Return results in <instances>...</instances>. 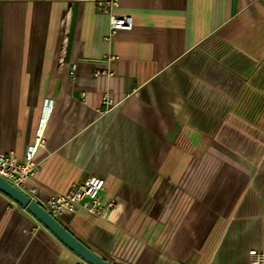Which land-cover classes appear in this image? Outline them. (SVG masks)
Segmentation results:
<instances>
[{
	"label": "crops",
	"instance_id": "crops-1",
	"mask_svg": "<svg viewBox=\"0 0 264 264\" xmlns=\"http://www.w3.org/2000/svg\"><path fill=\"white\" fill-rule=\"evenodd\" d=\"M117 1L133 27L108 39L93 1L0 0V152L23 159L46 118L27 192L45 206L104 179L111 214L60 222L112 264H249L264 251V0ZM0 264L85 262L1 195Z\"/></svg>",
	"mask_w": 264,
	"mask_h": 264
},
{
	"label": "built area",
	"instance_id": "built-area-1",
	"mask_svg": "<svg viewBox=\"0 0 264 264\" xmlns=\"http://www.w3.org/2000/svg\"><path fill=\"white\" fill-rule=\"evenodd\" d=\"M88 1L95 2L98 9L102 13L108 15L110 19V32L108 39L113 38L122 30L132 29V18L130 16L119 15L116 13L117 8L119 7L117 0ZM96 75L103 76L111 74L99 70ZM105 104L110 108L113 106V101L107 98ZM46 123L47 119L42 118L37 129L36 139L34 143L27 148L23 159L20 160L14 151L0 152V177L32 198L33 196L27 192V181L34 177L40 169V162L37 158V153L40 148L45 147L44 126H46ZM104 190L105 180L96 176H91L84 183L75 184L69 192L52 196L45 206H43L52 216L58 219V221L65 213L77 214L80 210H84L87 213L98 217H104L111 214L117 206L116 198H105L103 196ZM1 195L3 194L0 192V196ZM249 256V264H264L263 250H250Z\"/></svg>",
	"mask_w": 264,
	"mask_h": 264
},
{
	"label": "water",
	"instance_id": "water-1",
	"mask_svg": "<svg viewBox=\"0 0 264 264\" xmlns=\"http://www.w3.org/2000/svg\"><path fill=\"white\" fill-rule=\"evenodd\" d=\"M0 192L14 201L22 209L27 211L31 217L49 230L65 248L73 252L82 261L88 264H112L104 260L93 250L86 246L71 231H69L58 219L52 216L42 204L26 193L20 191L8 181L0 177Z\"/></svg>",
	"mask_w": 264,
	"mask_h": 264
},
{
	"label": "rangeland",
	"instance_id": "rangeland-1",
	"mask_svg": "<svg viewBox=\"0 0 264 264\" xmlns=\"http://www.w3.org/2000/svg\"><path fill=\"white\" fill-rule=\"evenodd\" d=\"M62 219L61 218H59V221H61Z\"/></svg>",
	"mask_w": 264,
	"mask_h": 264
}]
</instances>
